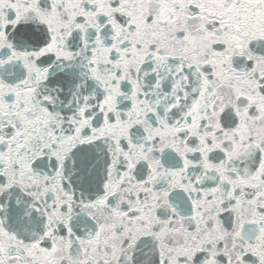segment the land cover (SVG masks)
I'll return each instance as SVG.
<instances>
[{"label": "snow or ice", "instance_id": "1", "mask_svg": "<svg viewBox=\"0 0 264 264\" xmlns=\"http://www.w3.org/2000/svg\"><path fill=\"white\" fill-rule=\"evenodd\" d=\"M0 264H264V0H0Z\"/></svg>", "mask_w": 264, "mask_h": 264}]
</instances>
